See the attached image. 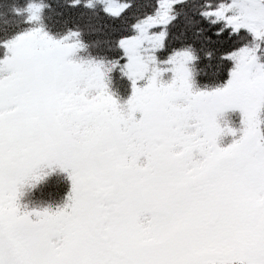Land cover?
<instances>
[{
	"label": "snow or ice",
	"instance_id": "snow-or-ice-1",
	"mask_svg": "<svg viewBox=\"0 0 264 264\" xmlns=\"http://www.w3.org/2000/svg\"><path fill=\"white\" fill-rule=\"evenodd\" d=\"M24 2L0 35V264H264V0H68L120 21L101 55ZM57 171L62 207L21 204Z\"/></svg>",
	"mask_w": 264,
	"mask_h": 264
},
{
	"label": "trees",
	"instance_id": "trees-1",
	"mask_svg": "<svg viewBox=\"0 0 264 264\" xmlns=\"http://www.w3.org/2000/svg\"><path fill=\"white\" fill-rule=\"evenodd\" d=\"M33 2L50 5L43 12L44 21L50 28L61 32L69 28L82 31L83 38L91 46L90 51L93 54H103L109 46V41L114 40L117 35L113 32V27L119 25L120 21H113L103 14H98V11L83 8L69 9L68 0H33ZM25 7L24 0H0V30H4L0 35L11 34L18 30L17 27L23 23L25 16L17 15L16 10L23 11ZM200 26L208 28L204 24ZM183 28L184 23L180 21L174 31L179 33ZM218 39L222 41L224 47L228 46L229 41L226 35ZM226 78L225 74L219 82L222 83ZM113 91L118 101L125 103L131 94L130 84L127 80L117 78ZM49 178L47 187L39 186L34 194L28 195L23 200V203L29 204L28 210H38L37 205H45L49 201L54 206L63 202L60 205L62 206L66 202V197L71 190L67 174L58 172Z\"/></svg>",
	"mask_w": 264,
	"mask_h": 264
},
{
	"label": "rangeland",
	"instance_id": "rangeland-1",
	"mask_svg": "<svg viewBox=\"0 0 264 264\" xmlns=\"http://www.w3.org/2000/svg\"><path fill=\"white\" fill-rule=\"evenodd\" d=\"M228 122H229V126H231V127H233L234 129H237V130H239V128L241 127V125H240V119H241V117H240V114L238 113V112H236V113H230L229 114V116H228ZM238 138V137H237ZM234 138L233 137H230V136H228V137H224L222 140H221V142H220V146L221 147H226V146H228V144H230L231 142H232V140H233ZM62 173V172H60V171H57L56 173ZM56 173H52L50 176H52L53 174H56ZM62 174H64V175H66L65 173H62ZM49 176V177H50ZM47 178V180L46 181H44L41 185H40V188H45V187H47L48 186V182H49V179L50 178ZM69 183L71 184V182H70V180H69ZM27 196H25V197H23L22 198V200H21V204L22 205H26L27 206V208L28 207H30L29 206V204H25V203H23V200L26 198ZM61 204H63V202H61V203H59V204H57V205H52V202L51 201H49L47 204H45V205H37V208H38V210H43V209H45V208H48V209H50L51 211H55V210H57L58 208H60V207H62V206H60ZM47 206H49V207H47ZM29 209V208H28Z\"/></svg>",
	"mask_w": 264,
	"mask_h": 264
}]
</instances>
